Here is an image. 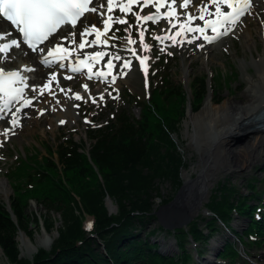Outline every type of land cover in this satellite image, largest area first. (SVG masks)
<instances>
[{"label":"trees","instance_id":"trees-1","mask_svg":"<svg viewBox=\"0 0 264 264\" xmlns=\"http://www.w3.org/2000/svg\"><path fill=\"white\" fill-rule=\"evenodd\" d=\"M159 62L158 85L150 99L137 101L138 118L130 110L132 98L124 96L129 107H111L107 117L97 121L100 126L87 131L89 148L73 138H60L54 148L45 146L46 156L20 158L8 169L13 179L9 208L14 220L0 201V249L10 264H195V254L202 257L204 246L222 227L240 246L264 241V199L255 183L242 195L236 185L221 181L206 205L211 215L199 223L197 219L187 230L166 231L157 224L152 212L153 199L160 196L158 183L171 182L175 191L182 183V157L172 136L180 129L186 103L170 67L164 59ZM190 92L191 108L197 111L207 93L204 76L193 79ZM106 197L116 205V213L108 212ZM30 201L41 205L47 215L28 214ZM52 213L59 216L57 221ZM87 217L92 221L90 232L85 229ZM40 218L44 230H55L57 237L49 250L38 249L31 260L22 258L16 243L18 232L28 235L30 225L37 228ZM234 218L246 220L243 231L232 229ZM57 222L60 226L55 228ZM158 232L174 238L176 252H158V243L152 242ZM217 260L246 264L238 244L230 240L225 241Z\"/></svg>","mask_w":264,"mask_h":264},{"label":"rangeland","instance_id":"rangeland-1","mask_svg":"<svg viewBox=\"0 0 264 264\" xmlns=\"http://www.w3.org/2000/svg\"><path fill=\"white\" fill-rule=\"evenodd\" d=\"M261 2L262 0H253V6L251 8L252 13H257V11L261 9ZM102 5L103 7H101ZM93 8H96L97 11H91L89 14L90 16H86L81 21L80 25L74 29V31H77V35L81 28H91L92 26H95L96 29H100L102 24L100 14L104 11V3L98 0L94 3ZM132 10L141 15L145 12L141 11L137 5ZM250 15L244 16L242 23L238 24V28L228 37L221 40L220 45L216 48H212L211 52L207 55H201L195 51L189 54H183L180 46L176 43L174 44L173 41H167L160 44L159 40L154 39L155 35L159 34L163 27L168 23L167 20L157 23L141 22L138 25L131 14L125 16V14L118 13L115 17L124 18L127 20V23H114L112 32L108 36L110 42L106 45L103 44L102 47L105 51H108L110 55L114 54L120 56L121 60L131 59L132 65L129 70L119 73L118 82L115 85L107 86L100 85L93 81L87 82L81 76L74 77L71 81H68L63 74L65 85L61 87L56 85L55 87L58 91L64 93V97L71 101L69 107L63 113L64 120L59 121L61 116H57L52 110L47 108L39 111L38 105L43 101L40 99L33 104V107L29 110V114L25 113L26 116L22 118L25 122V127L15 131V135L12 136L9 134L5 137L3 135V129L7 127V122L0 124V181L3 182V188L6 190V195L8 197L7 201H5L2 198V195H0V201L8 206L9 198L13 195V179L11 172L7 171L12 168L20 158L26 157L35 160L40 159L42 156H46L45 146L54 148L56 141L61 137H63V139L72 137L77 143L82 142L86 148H89L91 142L87 138V130L92 128L98 118H106L110 107L123 106L127 108L128 105L122 100L123 96L129 95V97L133 98V104L131 105L130 110L133 116L138 118L140 107L137 101L150 99L154 87L158 85L157 82L159 81L157 80L156 75H154V70L160 68L158 67L160 65L158 63L159 57H162L167 61V66L170 67L171 78L181 87L186 99V103L183 106L184 117L180 122V129L177 133L173 134L172 139L177 145L179 154L182 157L183 167L180 168V179L183 182L182 173L184 171L188 172L191 178H194L196 174L192 172V168L198 163L199 155L202 152V148L198 145L201 134H199V128L194 126L191 119H187L186 113L188 109L192 112L194 111L193 113L198 112L201 106L206 103L208 96L212 98L211 105L231 101L236 104L245 105L246 102L243 101H245V91L250 86L249 81L256 79L257 76L264 71V25L258 24L254 17ZM181 19H183V15H181ZM129 25H132L130 31L128 30ZM259 27L263 29L261 34L258 32ZM141 28L146 29L144 43L149 45V51H144L140 46L138 32ZM64 35L65 34L63 33L58 35V38L62 42L64 40L63 38H67V36ZM129 36L136 41V43L129 45L127 43V38ZM129 47L134 49L135 53L143 54L149 58L151 71L147 75L149 82L148 86L144 85V76H141L134 66L133 56L129 55ZM161 49H163V51ZM19 51L21 52L23 50L21 49ZM6 60L7 64L4 65L2 69H15L19 63L25 62L22 58L17 59L12 53L8 54ZM121 60H115L118 66H120ZM43 69L51 70L52 68L43 67ZM51 75L52 74L48 76ZM229 75H231V77ZM26 76L32 79L33 72L27 71ZM201 76L205 77L207 94L196 111V109L193 110L191 108L190 84L193 79ZM31 83H33L31 84V87H36L41 82L40 80H33ZM82 85L88 86V91H86V93L81 92L83 89ZM61 89H63V91ZM93 91H99L102 96H93ZM77 92L82 93V99L75 100L71 97L72 94L74 97V94ZM100 97H103V99H100ZM93 99L95 100V103L93 102ZM49 105L50 104H48V106ZM45 111L46 115H44ZM35 119H39V123L32 122L34 125H27L29 120L33 121ZM86 121L88 122L86 123ZM201 129L206 131V127ZM261 133L258 131H253L250 134H248V132H235L227 138V145L224 147L225 150H235L240 155V158L242 156L250 158V161L243 166L226 164L224 153H219L217 150V148H220L219 144L221 138H217L209 146V149L205 153L211 157L210 159L213 169L212 176L215 180H212L209 196L203 201L201 210L207 205L212 191L221 181H230L232 184L236 185L242 195H247L249 193L248 185L250 183H255L259 197H261L262 200L264 199V152L261 156L255 157V152L260 148L264 150V145H261L258 142L260 137H264V133ZM190 135L192 137H190ZM53 156L55 159V155ZM157 188L160 196L153 199L154 210H157V208L162 205V200H167L168 198L173 199L179 189L178 188L177 191H175L171 182L167 181L159 182ZM115 208L116 205L114 204L113 207L108 208L109 213L114 212ZM31 212L35 213L38 217L47 215L45 209L34 201L29 202L27 209L28 214ZM51 215L56 221L59 219L58 215L54 213ZM204 216L206 215H201V213L198 215L196 214L193 220L185 226V230H187L193 222L197 221V219H199V223L200 218ZM86 219V228L88 232H90V228L88 227V225H90L88 220L90 219L88 217ZM246 224V220L234 218L230 225L236 232H241L246 228ZM58 226H60V222L55 224V228ZM154 226L155 224H152L150 228H153ZM200 229H203V226H200ZM20 233L24 235V241L28 244L22 245L18 241ZM156 234L157 235L152 239V242L159 244V251H161V253L170 255L176 251L175 240L172 236L161 232ZM46 235L51 236L53 240L57 237L55 230L51 233H47L44 230L41 218L37 228L32 224L30 225L28 235L19 231L18 236L16 237V243L20 257L31 260L32 256L38 249L49 250L50 246L48 248L38 247L35 250H29L30 248H28L29 243H35L38 236ZM211 238L209 239V244L204 247V255L197 259V264L216 263V253L222 246L223 242L225 240L235 242L236 240L232 237V234L229 231H225L223 228L221 229L220 234L212 236ZM212 241L218 243L216 244L217 250L214 249V251H212L210 249ZM169 244H171L170 248H168ZM254 245L255 246H244L241 248V252L245 254V256H242L247 260L246 264H264V241L260 244ZM0 253V264H10L1 249ZM204 258H206L207 261L204 260Z\"/></svg>","mask_w":264,"mask_h":264},{"label":"snow or ice","instance_id":"snow-or-ice-1","mask_svg":"<svg viewBox=\"0 0 264 264\" xmlns=\"http://www.w3.org/2000/svg\"><path fill=\"white\" fill-rule=\"evenodd\" d=\"M92 0H0V17H3L10 22L12 26L19 33V37H22L23 44L27 45L29 49L33 52L43 51L38 49V45L47 40L51 35H53L61 26L71 25L73 28L76 27L77 21L85 14L86 11L96 12V8H89L88 5ZM114 3H119V12L125 15L131 14L136 23L139 25L141 22L147 23H157L160 19L167 20L172 28H179L174 36H156V40H168L171 39L175 44L177 42V37L188 34H200L196 38H202L207 43H212L215 40L220 39L223 36H227L233 33L239 23L242 22V18L246 15L251 14L252 0H209L207 6L201 5L198 9L200 15L198 17H193L192 15H187L184 19L187 23H173V20H180V16L174 10L173 4H168V11L161 15V9L165 7V0H126V3L121 2V0H107V13L108 16L104 19V30L107 32L110 28L111 23L125 24L127 20L120 17H113L111 13L114 10ZM142 3L143 7L151 6L154 9L152 14L141 15L134 12L133 5ZM189 6V0H183V3L179 5L181 9H187ZM103 7V5L101 6ZM214 8V11H207V8ZM103 15V13H101ZM214 17V18H213ZM194 19H199L203 21V26L192 27V21ZM132 25H129V31ZM208 30H211L212 35H207ZM146 29L141 28L138 32L140 46L144 51H149V45L144 43ZM94 34L96 39L94 41L88 42L89 46H98L101 43L107 44V41H101V36L104 35L101 31L97 30L95 26L91 29L85 28L81 35V43L79 44L80 49L85 48L84 37L86 35ZM11 32H0V56L7 57L10 50L14 48H19L20 43H18V38H11ZM75 35V33H71ZM66 40L67 38H63ZM187 42L192 43V40ZM127 43L129 45L136 43L131 37L127 38ZM163 51V49H161ZM135 56V51L129 49ZM70 53L67 48L57 46L54 49H50L47 52V56L40 60V63L45 67L51 66L53 63H59L60 68H64L65 64L63 61L67 60ZM107 55L103 51H97L92 55H85L83 59H77L75 61L76 66H72L71 63L68 65L70 72L77 73L81 71V66L87 68V78L89 80L93 79L95 76L97 79L104 80L110 74L111 70L115 67L113 61L121 60L120 56L111 55L107 60L105 67L109 70L98 71L93 74L92 66L94 63H98ZM51 58V59H49ZM141 70L147 73L146 62L148 60L147 56L136 57ZM131 61L124 60L123 68L127 69L130 67ZM23 71H32V69L24 68ZM123 74V73H122ZM70 79L71 77H65ZM56 80V76L50 77L48 83H45L40 90V95L43 94L44 90H50V83ZM116 80L115 76H112L109 83H114ZM25 81L20 75L19 71H9L5 72L0 68V119H3V113L9 110V105L14 102L18 103L20 106L16 107L15 112L12 113L11 120L9 123L14 129L18 126V114L21 112L23 107H28L31 105L32 101L24 97ZM85 91H88L87 85H82ZM63 91V89H61ZM36 91V89H33ZM75 100H80L82 97L77 94L73 97ZM103 99V97H100ZM95 103V100L93 99ZM88 121H86L87 123ZM63 123V122H61ZM10 130L5 129L3 135L7 137ZM90 228L91 225H88Z\"/></svg>","mask_w":264,"mask_h":264},{"label":"bare ground","instance_id":"bare-ground-1","mask_svg":"<svg viewBox=\"0 0 264 264\" xmlns=\"http://www.w3.org/2000/svg\"><path fill=\"white\" fill-rule=\"evenodd\" d=\"M174 0H166L165 7L161 9V13H165L168 11L167 5ZM176 1V6L174 7V10L177 12V14L180 16V20H173V23H180L184 22L187 23V21L183 18L181 19V15L183 17H186L187 15H192L193 17H198L200 15L198 9L201 5L207 6L209 4V0H189L190 5L188 6L187 9H181L179 7V0ZM121 2L126 3V0H121ZM115 4V3H114ZM120 5V4H119ZM253 6V2H252ZM151 9V6H149ZM148 8V9H149ZM207 11H214V8L208 7ZM90 12V11H89ZM154 12V9H151L150 11L143 12L142 15L145 14H152ZM113 13V12H112ZM185 14V15H184ZM255 14V15H254ZM85 16V15H84ZM83 16V17H84ZM90 16V15H89ZM108 16L107 10L103 11L102 17V22L104 24V19H106ZM253 16L254 19L258 22V24L264 25V0L261 2V9L257 11V13H252L251 15ZM214 18V17H213ZM243 21V20H242ZM242 23V22H241ZM102 24V25H103ZM240 24V23H239ZM192 27H197V26H203V21H200L199 19H194L191 24ZM6 27H8V24H6L3 20L0 19V28L4 30ZM170 24L169 22L163 27L162 31L155 35V36H174L177 31H180L179 28H172L171 30L169 29ZM238 26L236 27V29ZM88 29H91L90 27ZM235 29V30H236ZM104 33V35L101 36V41H107L110 42V39L108 38V34L102 29H97ZM261 27H259L258 32L259 34L262 33ZM64 36H68L69 39L67 43L65 44V48L67 49H73V51L76 53V56H85L87 55L84 50H80L77 48V46L74 44L73 46L68 45V43L72 40L75 41V39L78 37L77 36V31H74V28L68 27L65 30L62 31ZM71 33H75V35H71ZM207 35L212 34L211 30H208L206 33ZM94 35V34H93ZM200 34H188V35H183L181 37H177V42L181 48V52L183 54H189L192 52L200 53L201 55L208 54L211 52L212 48H216L218 45L221 44V41L215 40L212 43H207L205 42L202 38H196ZM80 38V43H81V35L79 34ZM84 42L86 43V37L83 38ZM96 39L95 35L93 40ZM188 40H192V43L187 42ZM160 41V40H159ZM166 41L172 42L171 39H168ZM55 42L57 44L63 45L62 41L56 37ZM98 48H101L99 45L97 46ZM128 48V47H127ZM130 48V47H129ZM19 49H12L11 53L17 58L20 59L22 58L23 63H19V65L16 67V70L20 71L25 75L26 71H23L24 68H32V67H38L37 69H34L33 71V78L30 79L31 82L33 80L39 81L40 80V87H36V91L31 92L28 91L29 95L27 97H33L34 100L37 102V95L36 93L40 92L41 88L45 83H48L50 80L51 76H48L50 74H56V82L58 83V87L65 85L64 83V76L61 74V71L57 69H61L59 67V63L54 64V69L52 70H45L40 67L39 63L40 60L43 59L40 54H32L30 51H19ZM87 50V47L85 48ZM102 50V48H101ZM8 57V56H7ZM7 57L0 56V68H2L4 65L7 64ZM71 58L68 57L67 60L63 61L65 64ZM66 65V64H65ZM65 68V67H64ZM25 80H27L25 78ZM29 80V81H30ZM28 81V80H27ZM250 86L247 88L245 91V96L243 102H246L245 105H240L231 102H224L222 104H216V105H211L212 98L210 96L207 97L206 103L201 106L200 110L196 113H193L190 109H188L186 113L187 119H191L192 123L194 126H197L199 128V134H201L200 142L198 145L202 148V152L199 155V161L195 165V167L192 168V172L196 174V179L193 181V179L190 177L189 173L184 171L182 173V179L183 182L188 185L187 189L185 190L183 196L179 199L178 203L176 204V207L178 209H181L184 211L186 214H190L191 212H197L200 213L201 207L203 205V201L206 200L209 196V190H210V185L212 183V180H215V178L212 176V162H211V157L209 155H206V151L209 149V146L217 139L221 138L220 141V148H217L219 153H224V160L226 161V164L228 165H234V166H243L245 165L248 161H250V158H247L246 156H242L240 158V155L238 152L235 150H225V146L227 145V138L234 134L235 132H240V127L241 124L248 120L249 118L257 115L261 109L264 108V71L261 72L256 79L250 80L249 81ZM33 84V83H32ZM82 93H86L84 88L81 91ZM80 92H77V94H82ZM67 94V93H65ZM43 96L41 97L42 103L38 105V110H42L44 108H47L49 110H52L57 116H61L59 121L64 120V111L69 107V104L71 101H69L66 97H64V93L61 91H58V89L53 85V81L50 83V90H44ZM92 95L96 96H102L99 91H93ZM73 98V94L71 96ZM70 97V98H71ZM71 98V99H72ZM34 103V102H33ZM48 104H50L48 106ZM210 104V105H209ZM28 114L30 113L29 111H26ZM23 117L26 116L24 111L22 112ZM44 115H46V111L44 112ZM12 113L7 114V119L8 121L11 120ZM71 117V116H70ZM39 119L35 120H29V123L27 125L32 126L34 123H39ZM32 122H34L32 124ZM9 123V122H8ZM18 124L21 125V128L25 127V122L21 120V122L18 121ZM10 128V125L8 126ZM206 127V131L202 130L201 128ZM17 128V127H16ZM16 128L13 130L15 132ZM18 131V130H16ZM243 132H248V134L252 133L253 130H242ZM259 133L263 134L264 131L258 130ZM190 137H192L190 135ZM259 144L264 145V137H260L258 139ZM264 150L260 148L257 152H255V157L256 156H261L263 154ZM227 165V166H228ZM214 167V164H213ZM3 182L0 181V195H2V198L7 201L8 197L6 195V190L3 188ZM2 193V194H1ZM18 241L24 245L28 244L25 243L24 241V235L22 233L19 234L18 236ZM53 241V238L51 236H38L35 240V243H29V250H35L38 247H44L48 248ZM212 246L211 250L214 251L216 248V241H212ZM21 245V246H22ZM171 247V244H169V247ZM1 254V253H0Z\"/></svg>","mask_w":264,"mask_h":264},{"label":"water","instance_id":"water-1","mask_svg":"<svg viewBox=\"0 0 264 264\" xmlns=\"http://www.w3.org/2000/svg\"><path fill=\"white\" fill-rule=\"evenodd\" d=\"M192 179L193 181H190V183L194 182V180L196 179V176ZM187 187L188 185L182 182L175 197L169 203L158 207V209L153 213L156 217L157 223L164 230L181 229L187 226L197 214V212H191L190 214H186L184 213V211L176 207V204L178 203L179 199L183 196ZM109 203H110V200L107 197L106 198L107 207L109 206ZM7 210L10 212L8 207H7ZM12 219H13V216H12Z\"/></svg>","mask_w":264,"mask_h":264}]
</instances>
